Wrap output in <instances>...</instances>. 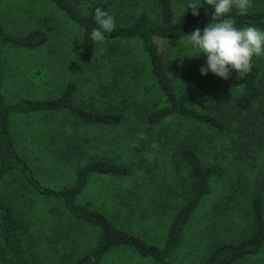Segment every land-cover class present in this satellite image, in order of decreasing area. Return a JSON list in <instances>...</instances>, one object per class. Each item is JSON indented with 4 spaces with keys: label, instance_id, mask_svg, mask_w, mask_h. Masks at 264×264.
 Segmentation results:
<instances>
[{
    "label": "rangeland",
    "instance_id": "rangeland-1",
    "mask_svg": "<svg viewBox=\"0 0 264 264\" xmlns=\"http://www.w3.org/2000/svg\"><path fill=\"white\" fill-rule=\"evenodd\" d=\"M96 1L74 3L87 11ZM102 1L110 4L116 22L126 23L142 10L150 18L156 17V0ZM187 3L173 0L176 17L191 9L182 14ZM253 9H264V0H250L249 10ZM0 17L11 33L44 29L50 34L36 49L0 42L2 90L7 100L54 97L72 81L77 86L74 101L80 106L123 114V122L115 127L82 123L66 110L15 116L12 129L17 145L42 183L69 185L76 167L92 158L128 165L131 173L127 176L91 175L79 201L103 210L120 226L160 245L189 191L188 169L178 154L190 145L203 163H219L225 173L211 179V192L188 221L168 257L170 264H201L217 243L237 242L250 234V196L258 194L264 207V132L252 128L243 136L239 127L245 113L229 114L233 106L224 79L211 72L201 75L206 57L185 56L195 54L185 47L186 36L156 42L182 102L227 119L225 133L173 115L156 124L144 120L146 110L161 107L164 101L137 40H105L85 59L80 51L82 29L47 0H2ZM208 24L193 26L188 35ZM252 62L263 78L264 56L253 57ZM0 193L9 198L21 221L20 236L29 264H73L97 244V227L72 218L60 201L36 193L19 174L8 175L0 183ZM0 264H12L1 232ZM100 264L161 263L130 247L115 246ZM234 264H264V246Z\"/></svg>",
    "mask_w": 264,
    "mask_h": 264
},
{
    "label": "trees",
    "instance_id": "trees-1",
    "mask_svg": "<svg viewBox=\"0 0 264 264\" xmlns=\"http://www.w3.org/2000/svg\"><path fill=\"white\" fill-rule=\"evenodd\" d=\"M2 0H0L1 2ZM54 4L70 21L82 29L81 55L91 58L97 43L90 38L91 31L97 27L93 19L94 10L101 7L110 11V4L97 0L87 11L80 10L75 0H47ZM204 2V0H201ZM120 2H117L119 4ZM156 17L150 18L147 11H140L126 23L116 22L113 32L106 34L107 41L137 40L150 65L151 76L163 97L161 107L146 110L144 120L156 124L166 117L178 116L206 125L218 132L225 133L229 129L227 119L202 111L182 102L178 95L165 61L161 55L157 39L178 40L191 32L198 24L216 23L212 21V9L206 3L199 9V16H193L191 9L184 15L176 17L173 0H156ZM120 8V7H118ZM227 19H231L238 28L254 25L264 29V9L248 10L246 15H239L233 8ZM50 37L47 30L33 29L24 34L9 32L0 17V42L15 48L36 49L45 44ZM3 69L0 57V183L11 173H17L22 181L36 193L54 197L60 201L72 218L84 224L95 226L100 231L97 244L76 258L73 264H100L105 253L115 246H127L144 257H149L161 264H170L168 257L179 243L183 231L203 197L211 192V179L220 177L225 168L219 163L205 164L199 153L185 145L178 157L188 169L189 191L185 201L175 210L166 230L162 244L157 245L129 231L112 220L103 210L79 201L89 177L93 174L123 177L131 173V168L106 158H92L75 169L71 184L53 187L40 181L36 169L28 158L20 151L12 129L13 118L17 115L30 113H52L66 110L78 121L85 124L115 127L123 122V114L119 111H99L86 109L74 101L77 86L67 82L62 92L50 98L19 97L7 100L3 94ZM228 92L229 111L245 113L244 121L239 127L241 133L247 135L252 128L264 132V75L260 78L259 67L252 62V71L242 78L232 73L224 79ZM251 209V232L237 241H222L212 247L201 264H234L237 261L258 253L264 246V207L261 197L253 193L249 198ZM21 221L9 198L0 193V232L3 247L10 255L12 264H29L23 248Z\"/></svg>",
    "mask_w": 264,
    "mask_h": 264
},
{
    "label": "clouds",
    "instance_id": "clouds-1",
    "mask_svg": "<svg viewBox=\"0 0 264 264\" xmlns=\"http://www.w3.org/2000/svg\"><path fill=\"white\" fill-rule=\"evenodd\" d=\"M204 3L213 10L212 21L203 29L197 28L187 37L185 47L194 50L195 54L185 56L193 57L203 54L206 62L201 65V75L209 72L216 76L229 79L235 71L237 78H242L252 71L253 57L264 56V29L254 25L238 28L231 19H227L233 8L239 15H246L250 0H188L182 14L191 8L193 16H199V9ZM93 19L97 25L90 33L92 41L103 44L106 34L116 28L115 16L108 10L97 7Z\"/></svg>",
    "mask_w": 264,
    "mask_h": 264
}]
</instances>
